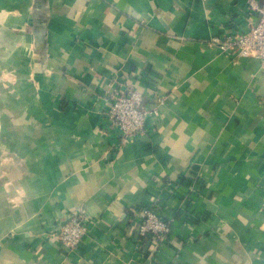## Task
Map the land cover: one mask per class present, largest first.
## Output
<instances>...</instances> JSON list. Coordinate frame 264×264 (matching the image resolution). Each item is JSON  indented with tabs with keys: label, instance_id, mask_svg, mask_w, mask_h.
Segmentation results:
<instances>
[{
	"label": "crops",
	"instance_id": "crops-1",
	"mask_svg": "<svg viewBox=\"0 0 264 264\" xmlns=\"http://www.w3.org/2000/svg\"><path fill=\"white\" fill-rule=\"evenodd\" d=\"M254 21L248 0H0V69H18L0 88V264H264V67L211 41ZM125 82L156 112L112 150L100 110ZM155 200L163 242L138 232ZM77 208L70 248L49 232Z\"/></svg>",
	"mask_w": 264,
	"mask_h": 264
},
{
	"label": "built area",
	"instance_id": "built-area-1",
	"mask_svg": "<svg viewBox=\"0 0 264 264\" xmlns=\"http://www.w3.org/2000/svg\"><path fill=\"white\" fill-rule=\"evenodd\" d=\"M255 12V21L248 30L237 31L225 38L213 37L212 42L232 55H250L259 58L264 67V0H248ZM155 93V100L160 103L163 96ZM144 91L132 83H123L110 90L100 110L97 132L101 138H110L111 149L118 150L145 131L147 116L156 112L143 103ZM108 100V101H107ZM155 201L142 205L138 232L148 240L163 242L170 229V221L162 217L154 206ZM87 233V217L84 208L70 210L61 225L50 230L49 235L70 248L75 247Z\"/></svg>",
	"mask_w": 264,
	"mask_h": 264
},
{
	"label": "rangeland",
	"instance_id": "rangeland-1",
	"mask_svg": "<svg viewBox=\"0 0 264 264\" xmlns=\"http://www.w3.org/2000/svg\"><path fill=\"white\" fill-rule=\"evenodd\" d=\"M3 22V20H1V23ZM19 33V32H18ZM19 35V34H18ZM23 41V37L22 38H18V41L16 42L17 45L18 44H21ZM2 44H5V43H2ZM1 45V43H0ZM33 47V46H32ZM5 47H1V49H3ZM36 54V53H34ZM4 55V53L1 51L0 52V56ZM19 55V53H18ZM18 55L16 56V58L18 59ZM20 56V55H19ZM18 77V69H15V70H12V68L10 69H0V88H4L6 89L5 91H10L12 90V87H13V83L15 82V80L17 79ZM9 83H8V82ZM3 82V83H2ZM7 93V92H6ZM6 101V97H5V100H3V103Z\"/></svg>",
	"mask_w": 264,
	"mask_h": 264
},
{
	"label": "trees",
	"instance_id": "trees-1",
	"mask_svg": "<svg viewBox=\"0 0 264 264\" xmlns=\"http://www.w3.org/2000/svg\"><path fill=\"white\" fill-rule=\"evenodd\" d=\"M147 237V236H146ZM147 239H148V237H147Z\"/></svg>",
	"mask_w": 264,
	"mask_h": 264
}]
</instances>
